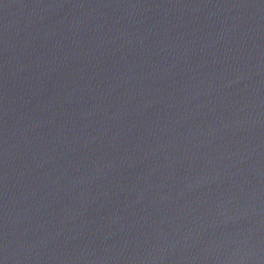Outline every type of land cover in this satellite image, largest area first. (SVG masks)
<instances>
[{"label":"water","instance_id":"1","mask_svg":"<svg viewBox=\"0 0 264 264\" xmlns=\"http://www.w3.org/2000/svg\"><path fill=\"white\" fill-rule=\"evenodd\" d=\"M0 264H264V0H0Z\"/></svg>","mask_w":264,"mask_h":264}]
</instances>
